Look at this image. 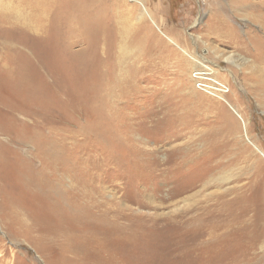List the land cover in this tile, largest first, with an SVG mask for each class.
Returning a JSON list of instances; mask_svg holds the SVG:
<instances>
[{
  "label": "rangeland",
  "instance_id": "374dc122",
  "mask_svg": "<svg viewBox=\"0 0 264 264\" xmlns=\"http://www.w3.org/2000/svg\"><path fill=\"white\" fill-rule=\"evenodd\" d=\"M15 1L0 0V264H208L180 226L208 212L256 238L251 254L224 244L225 260L264 264V62L240 46L262 36L258 0H54L45 23ZM49 145L112 204L122 232L95 229L103 253L87 239L65 253L70 221L13 189L16 155L39 170ZM8 206L32 215L27 232Z\"/></svg>",
  "mask_w": 264,
  "mask_h": 264
},
{
  "label": "bare ground",
  "instance_id": "6f19581e",
  "mask_svg": "<svg viewBox=\"0 0 264 264\" xmlns=\"http://www.w3.org/2000/svg\"><path fill=\"white\" fill-rule=\"evenodd\" d=\"M230 1H232V0H230ZM248 2L251 3V0L250 1H248V0H233V3H234L233 6L239 7L242 10V8L244 6H246V4ZM54 3H55L54 0H16L14 6L16 8H21L23 10L27 9V10H33L35 12H38L40 14L39 16H41L38 18V20L40 21L42 18H44L43 23H45L46 22V14L48 13L47 10L51 9V5ZM253 3H254V1H253ZM247 7H249V6L247 5ZM254 9H255L256 15L253 16V21L255 19L256 24L261 25L262 36L253 35L252 33H250V29H248L249 34L247 33V35L249 37L246 40V42H242L240 44V46H242L246 52H249L250 55H253L252 56L253 58H255L256 60L264 62V0H258L257 3L254 4ZM241 12H243V11H241ZM236 16H238V15H236ZM224 18H226V17H224ZM249 18H250V16H249ZM214 23H217V22H214ZM224 33L230 34L231 31L226 29ZM236 34H238V33H236ZM230 36H231V34H230ZM218 37H220V36H218ZM216 38H215V40H216ZM221 41H224V40H221ZM239 48H241V47H239ZM254 77L255 76H253V78ZM256 78L258 79V77H256ZM166 81H167V79H166ZM178 83H179V79H178ZM260 84H261V80H260ZM171 85H172V83H171ZM247 85H249V84H247ZM254 85H256V84H254ZM178 89L179 88H177V90ZM261 89H263V88H261ZM173 91H174V89H173ZM182 91H183V89H182ZM174 94H176V90H175ZM169 95H167V97H169ZM187 96H189V95H187ZM182 97H184V96L182 95ZM193 97H194V95H193ZM174 98H177V97L173 96V99ZM169 104L171 105V103H169ZM182 104H185V101ZM193 120H195V119H193ZM39 149L42 153L41 155H43L41 157V159L42 158L45 159V162L42 163L41 169H39V170L38 169L32 170L31 167L33 168V166L26 160V158H22V157L16 155V157H15L16 163L21 168H23V175L20 176L17 180H13V183H12L13 189H16L19 193H23V195H26V196L31 197V198H32V196L34 197L37 195L40 196L41 194H44L45 197L47 198V200L49 201V204L52 205L51 206L52 213H54V215L58 216V217L62 213L61 216H63V218L58 219V221L69 220L71 225H72V228L80 227L79 225H77V223H83V225L85 224L82 231H81V229L79 230V234H72V232L76 231L75 230L76 228L75 229L71 228L64 235L66 238L62 242V248L65 249V253H67V250H70V247L72 245H77L81 242H84L86 239L89 241L92 240L96 244L95 248L98 250V252H101L102 248L108 244L104 241V237H101L99 231H98L99 234L95 233L97 231V230H95L96 228H98L99 230L101 229L100 231H102V228L108 227L109 230L111 228H114V230H112L111 232H108V234L104 235L105 238L109 237L111 235H116V232H118V231L122 232V226L120 227L119 223L117 224L118 220L116 221L114 219L115 213L112 212L113 211V207L111 206L112 204L110 205L109 203L105 202L104 200H100L97 197V194L100 191V189H97V187L95 188V186H94L95 182L89 180L90 181L89 183L82 184L83 169H82V167L80 168V166L82 164H80V162L78 161L76 154L74 155L73 159H71L64 152L63 153L59 152L55 145H49L47 149H42L41 147ZM135 160L137 161V159H135ZM128 166H130V164ZM90 176H91V174H90ZM85 179H86V177H85ZM91 180H92V178H91ZM91 182L93 184H91ZM262 194H263V192H262ZM228 206H230V205H228ZM8 207H9L8 211L4 214V217L5 218L8 217L10 219L13 218L14 219V225H15L16 229L18 231L22 230L23 232H27L29 230L28 218H31L32 215L30 213H26V212L24 213L22 208L13 207V206L12 207L8 206ZM232 207H233V205H232ZM204 208L205 207H203V209ZM115 211H117V210H115ZM202 211H204V210H202ZM57 212H60V214L59 213L56 214ZM229 212H230V210H229ZM7 213H9V215H7ZM125 214L126 213L124 212V216H125ZM116 216H117V214H116ZM230 216H232L231 212L227 213L225 215L219 214L220 218L217 217V215L212 214L211 212H208V213H203L201 215L193 216L191 218H187L185 220V222H183V220H180L181 228L184 226L183 229L189 228L192 232V240L189 239L191 241L190 247L193 250L203 249L204 253L206 254V259H209L208 264H220L221 262H226L227 259L231 256H229L226 260H225V256L224 257L222 256V254H224V244H232L236 240H243L246 243V246L244 247L245 251H243V252L251 254L253 251H255V248L253 247V240H256V238L253 239L252 236L254 234L251 235L249 233L250 232L249 226L248 225L246 226V223H244L242 228L241 227H234L233 219H229ZM258 223H259V225L264 226L263 221L262 222L258 221ZM263 230H264V228H263ZM51 231H54V230L51 229ZM243 231L245 232L244 234H243ZM129 234L130 233H128L127 234L128 236H126L128 239L130 237ZM183 234L186 235L187 233L182 231L181 235H183ZM185 238H187V237H185ZM261 240H262V238H261ZM184 241H185V239H184ZM257 242H258V240H257ZM254 243H256V242H254ZM91 244H93V243H91ZM184 244H186V243H184ZM178 245H176V248L178 247ZM263 245H264V239H263V241H261L258 244L260 250L263 249ZM106 247L107 246H105V248ZM106 250H109V247ZM181 250H182V248H181ZM103 252H101V253H103ZM234 252H238V251L233 250V249L229 250L230 254H233ZM186 253H188V252H186ZM186 253H184V254H186ZM238 253H241V252H238ZM108 254L110 255V252ZM184 254H182V255L184 256ZM190 254H192V253H190ZM198 254L204 257V255L200 254L199 252H198ZM112 257H111V259H112ZM74 259L72 258V261ZM77 259H76V261H77ZM236 259H237V257H234V256L231 257L232 264H237L239 262L238 259H237V261H236ZM245 259L248 260L247 256ZM72 261L70 263H72ZM78 261H80V259ZM246 262H248V261H246ZM256 262H258L257 259H256Z\"/></svg>",
  "mask_w": 264,
  "mask_h": 264
}]
</instances>
